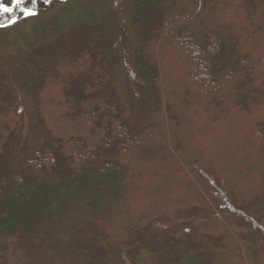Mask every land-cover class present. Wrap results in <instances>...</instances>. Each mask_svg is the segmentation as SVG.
Wrapping results in <instances>:
<instances>
[{
	"label": "trees",
	"instance_id": "trees-1",
	"mask_svg": "<svg viewBox=\"0 0 264 264\" xmlns=\"http://www.w3.org/2000/svg\"><path fill=\"white\" fill-rule=\"evenodd\" d=\"M35 11L0 27V264H264V0Z\"/></svg>",
	"mask_w": 264,
	"mask_h": 264
},
{
	"label": "rangeland",
	"instance_id": "rangeland-1",
	"mask_svg": "<svg viewBox=\"0 0 264 264\" xmlns=\"http://www.w3.org/2000/svg\"><path fill=\"white\" fill-rule=\"evenodd\" d=\"M4 1H7L9 4H11V0H4ZM64 0H51V3H44V0H38V4L36 6L37 8V11L39 12H42V11H46L48 9H51V8H56L57 6L60 5V3H62ZM30 4V3H29ZM31 5V4H30ZM29 6V5H28ZM7 16V14H3V15H0V21H2V19L4 20V18ZM8 19H5L3 22H7ZM121 66L120 64L117 66V70H116V76H115V89L117 90L118 94L120 95V97L123 99L122 95H124V83H123V74L121 72ZM30 101H28L26 104H25V109L27 110L28 114L31 116V121L33 123H36L35 122V117L34 115L32 114V108L30 107ZM237 114L239 115V111H236ZM261 113V112H260ZM259 113V115H257L256 117L259 119H264V115H261ZM250 114H244V115H239L238 119H242L244 120L245 118H247ZM223 119V118H222ZM218 123V127H222V125H220V122H217ZM222 123V122H221ZM226 126L227 124L224 123ZM236 129L234 128L233 129V132L232 133H235L236 134ZM224 130H221L219 131L218 133H216L215 135L216 136H219L221 137V135H223V132ZM231 133V134H232ZM234 135V134H233ZM239 136V135H238ZM237 135H235V139L238 138ZM212 138L214 139L215 137L212 136ZM216 188H217V191L215 192V197H216V201L219 205L220 208H229L230 210H235L239 215H242L243 213H248L250 210H246V209H237L234 207V205L232 204V199H231V196H230V192L229 190L227 189L226 186H224V184H217L216 185ZM255 221L258 223L259 225V233H260V243H261V246H262V249H263V252H264V217L262 218H258V219H255Z\"/></svg>",
	"mask_w": 264,
	"mask_h": 264
},
{
	"label": "snow or ice",
	"instance_id": "snow-or-ice-1",
	"mask_svg": "<svg viewBox=\"0 0 264 264\" xmlns=\"http://www.w3.org/2000/svg\"><path fill=\"white\" fill-rule=\"evenodd\" d=\"M29 3L31 7H28ZM44 3H51V0H44ZM37 4L38 0H11V4L0 0V15L9 14L7 22L0 21V27H10L18 22L17 18L11 15L15 10H19L25 18L37 15L35 11Z\"/></svg>",
	"mask_w": 264,
	"mask_h": 264
}]
</instances>
